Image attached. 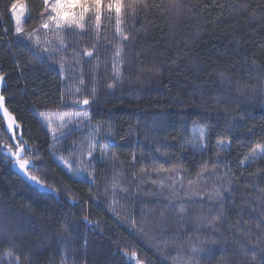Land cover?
Wrapping results in <instances>:
<instances>
[{"label": "trees", "instance_id": "16d2710c", "mask_svg": "<svg viewBox=\"0 0 264 264\" xmlns=\"http://www.w3.org/2000/svg\"><path fill=\"white\" fill-rule=\"evenodd\" d=\"M12 2L0 0V72L8 74L3 93L9 112L19 124V132L10 139L12 134L0 115V227L12 234L11 242L7 235L0 239V264H10L6 254L9 248L14 253L11 264H15L16 256L23 264H61L64 259L67 264H134L130 257L122 255L125 251H135L145 264H162V261L173 264L170 257L177 254L180 245L183 246L180 254L185 259L192 257L193 264H264V253L256 244L260 234L254 224L248 234L251 243L246 252L234 250L235 245L223 252L216 247L191 252L190 245L200 247L201 239L214 238L210 228L197 223L196 217L208 215V209L216 201H208L206 197L204 200L199 197L182 199L188 210L183 221L177 214L175 200L171 207H163L173 191L178 190L179 196L183 197L189 187L188 181L197 180L202 162L208 164V170L199 183L192 185L202 193L216 182L211 169L214 163L223 175L228 170L223 167V161L228 162L230 176L238 178L234 180V186L240 190H243L249 173L264 170V162L252 164L249 155L257 143H264V72L253 67V62L264 67V8L257 7L264 4V0H183L185 8L179 16L162 15L158 10H152L126 19L122 27L128 32L131 43L125 45V51L133 67L126 72L128 78L124 87L114 90L106 87L112 79L110 61L114 51L108 42L113 45L117 42L114 19L110 23L106 15L102 16L98 40L91 29L84 35L78 31L65 32V42L70 45L68 49L41 63L23 53L15 43L14 22L8 11ZM41 2L22 0L27 6L26 31L40 23L37 13L41 10ZM38 34L43 42L45 33L41 30ZM47 35L51 37L50 33ZM96 44L101 61L99 69L94 72L96 59L89 60L83 55L76 57L82 67L72 63L73 52L82 53ZM61 56L68 58L64 78L58 65L52 63ZM17 60L19 67L24 69L23 74L17 70ZM105 60L109 62L107 68L104 67ZM68 64L72 67L68 68ZM137 65L142 68L156 66L160 75L152 77L145 73L138 81ZM221 73L232 83L222 81ZM93 76L97 81L95 85ZM81 78L84 80L82 87L78 83ZM237 78L251 88L240 93ZM93 86L99 99L82 108L75 106L76 97L93 99ZM77 87L81 88L79 93L75 91ZM217 98L221 101L226 98L227 103H216ZM225 108L234 110L233 115H242L245 123L232 128L231 117L224 115ZM76 111L89 113L87 125L105 122L97 139L106 144L108 156L117 157L123 162L122 166L114 170L97 152L88 168L91 176L85 173L82 179L70 178L71 174L57 157L62 156L75 169L82 148L87 163V147L93 129L72 123L71 127L62 130L67 135L57 143L39 113ZM253 125L256 126L254 134L247 131ZM153 127L157 130L150 131ZM198 127L206 130L207 151L203 156L188 147ZM108 132L111 133V144L103 138ZM15 139L27 141L32 146L23 155L35 165L30 166V171L35 175H41L38 169L47 172L50 178L46 182L59 189V196L42 191L35 193L24 175L15 168L14 159L4 147L11 145L14 150ZM229 140L228 151L217 146V141L229 144ZM157 147L159 152H156ZM165 151L168 156L162 155ZM217 153L220 163H217ZM133 154L136 155L134 165L131 164ZM246 158L247 162L242 164ZM160 165L165 168L175 165L178 171L158 176L153 169ZM141 167L147 174L140 173ZM117 172L120 175H116ZM114 176L120 181L115 194L111 190ZM166 176L176 179L177 189L169 188L171 180L165 179ZM92 177L95 178L94 185ZM159 179H165L163 188L152 183ZM251 179L249 177L247 182ZM120 189H127V194ZM69 195L78 203L73 205L67 198ZM225 195V208H230L232 197ZM233 195L239 203L241 191ZM112 199L118 202V216L107 210ZM202 204L205 205L203 210ZM84 216L99 221V227L87 225L82 219ZM229 216L230 221L221 226L226 237L229 223L235 224L237 220L234 211H230ZM132 219L138 227L142 221L150 225L146 229L147 235L131 227ZM150 230H155L158 237L148 235ZM61 236L65 240H61ZM163 242H167L166 248ZM64 243H67L66 248L61 247Z\"/></svg>", "mask_w": 264, "mask_h": 264}, {"label": "snow or ice", "instance_id": "6c2138e0", "mask_svg": "<svg viewBox=\"0 0 264 264\" xmlns=\"http://www.w3.org/2000/svg\"><path fill=\"white\" fill-rule=\"evenodd\" d=\"M257 7L264 8V4H258ZM185 8L183 0H42L40 11L37 13V19L40 23L33 27L32 30L26 31L24 27V21L26 19V4L22 3V0H13L9 7V14L13 19V28L14 33L16 34V41L23 53L27 55L33 56L37 61L43 63L47 59L52 56L57 55L62 51H66L70 45L66 44V38L63 35L65 32H79L84 35L87 34V30L91 29L95 33V38L98 40L101 34V18L102 16H107L109 22L111 23L114 19V30L117 34V42L113 45L111 42H108V46L112 47L114 51L111 55V69H112V79L111 83H108L106 87L110 90H114L116 88H123L125 84V80L128 78L126 72L132 70V65L129 63V55L125 51V45L127 43H131L129 39V34L124 30L122 25H124L126 19L135 18L139 13L147 14L152 10H158L162 15H177L179 16ZM41 30L45 33V39L42 42L41 37L38 34ZM48 33H51V37H48ZM28 43L25 44L24 42ZM11 47V44L9 45ZM71 47L75 48V44H72ZM99 45H93L92 49H84L82 53L73 52L72 53V63L76 65H81V61L76 59L78 55H83L85 58L91 60L96 59V64L93 66L94 72L96 69H99L101 61L99 57V53L97 51ZM68 58L61 56L59 60H54L52 63L58 65V71L63 77V73L65 72V66ZM17 70L23 74L24 69L19 67L20 61H16ZM34 66V65H32ZM109 66V62L107 60L104 61V67L107 68ZM72 64H68V68H71ZM82 67V65H81ZM138 71L136 75V79L139 81L141 76L145 73L148 75L155 77L160 75V69L156 66L149 68H142L139 65L136 66ZM253 67L257 68L258 71L264 72V67H259L253 62ZM8 74L5 72H0V85L5 82V78ZM81 77L83 73H80ZM221 80L227 82L229 84L232 83L230 79L224 76V74H220ZM79 85L84 86V80L81 78L79 80ZM93 85L97 83L95 76L92 79ZM236 84L238 86V91L243 93L246 89L251 88L248 84H241L239 78L236 80ZM254 90V89H253ZM76 93L81 91L80 87L75 89ZM93 99L84 98L82 100L75 101V106H88L93 103L95 100L99 99L96 96V87L93 86L91 89ZM224 96L227 97V92L224 93ZM6 96L3 91H0V112H2L3 118L6 119V127L7 130L12 133L10 139H14L19 132L18 122L15 120L12 113L9 112L8 107L6 106ZM227 103V99L221 101L219 98L216 99V103ZM232 109L225 108L224 115L226 118L231 117L232 123L231 127L235 128L239 124L245 123V118L241 116L233 115ZM52 113L48 112H40L39 116L43 117L45 121L48 122V126L51 130L52 139L59 142L61 137L67 135L65 132L60 131L58 133L56 128H52ZM64 116H68L70 119L65 122ZM60 121V128H66L68 123L72 122V119H83L90 120L89 113L87 111L83 112H75V113H64L63 115L58 116ZM105 122H101V124L91 125L90 123L86 125L90 129H93L91 132V139L88 142L87 147V163L83 159V149L81 148V159L78 162V167L73 169L72 165L68 163L62 156H58L57 159L60 160L68 170V173L71 174L70 178L74 177L76 179H82L85 173H88L91 176V173L88 172V168L92 164V160L94 159V153L99 152V156L101 160H105L106 162L112 165V168L116 170L119 166H122L123 162L119 161L117 157L112 156L109 157L106 150V144L101 143L97 137L100 136V127ZM256 126L253 125L247 128L249 133H253V129ZM157 129L153 127L150 131H156ZM254 134V133H253ZM22 135V133H21ZM104 140L107 144L112 143L111 133L104 134ZM123 139V137H122ZM175 139V138H174ZM206 140V130L203 127H198L193 133V142L188 145V147L193 148L195 151L199 152L201 156H203L204 152L207 151ZM217 146L222 151H228L230 148V140L229 144H225L223 141H217ZM7 149L8 154L15 158V164L18 168L23 172L24 177L26 178V182H28L29 186L33 188V191L37 194H40L41 191L43 193H56L59 196V189H56L52 186V184L47 183L46 181L50 178L47 172L41 171V175H35L30 171V166L35 167L32 164V160L30 158H22L24 154L31 150V145L27 143V141H21L20 139H15V148L11 145H4ZM75 148V145H73ZM184 145H181V149L183 150ZM159 147L156 148V152H159ZM53 152L55 149L53 148ZM164 156H168V152L165 151L162 153ZM250 160L252 164H255L257 161L264 162V143H257L254 147L251 148L250 152ZM143 151L141 153V159H143ZM155 161V156L152 157ZM248 158L241 163L247 162ZM136 162V155H132L131 164L134 165ZM217 163L219 161V153H217ZM208 164L202 162L200 172L196 174L197 180H189L188 181V189L184 191L183 197L179 196V191H173L172 197L169 199L168 203L163 205V207H171L172 201L175 200L178 204V208L176 209L179 219L181 221L184 220V215L188 211L185 207V204L181 202L182 199L186 197H199L201 200H204L205 197L208 201H216L217 203L213 204L208 209V215H200L196 217V221L199 224H204L210 228V230L214 233V238L212 239H201L199 241L200 247L195 245H190L192 253H199L205 251L206 248L216 247L221 252H223L230 245H235L236 251L246 252L249 249V245L251 240L248 236L249 233L252 232L251 225H255L256 231L260 234L257 237L256 244L259 246V251L264 253V170L257 169L255 172H251L248 176L245 177L246 184L243 190L237 189L234 186V180L238 178H234L230 176V168L228 162L223 161V167L228 169L220 174L217 168V164L214 163L211 165V169L213 174L216 176V182H214L213 186L210 190L202 193L201 191L192 188L194 183H199L200 178L204 173L208 170ZM153 171L159 176L166 173H172L174 171H178L175 165L169 168H165L163 165L156 167ZM140 173H146L147 170L144 167L140 168ZM116 175H120L119 172ZM150 175V174H149ZM243 175V173H242ZM44 178H41V177ZM249 177H252L250 182H247ZM165 179L171 180V184L169 185L170 189H177V181L173 179L171 176H166ZM165 179L153 180V184H159L161 188L165 186ZM183 178H181L182 180ZM92 184H95V178L92 177ZM179 187L182 189L183 184L181 183ZM120 188V181L113 177L111 182V190L113 194L116 193L117 189ZM125 194H127V189H120ZM107 193V189L105 190ZM139 191V189H137ZM241 191V196L239 199V203L236 202V197L233 195L234 192ZM231 196L232 199L230 201V208H225V201L227 199L225 194ZM68 200L75 205L78 203L74 197L69 195ZM195 202V201H193ZM117 201L112 199L111 202L107 205V210L111 211L114 215H119L117 212ZM205 205H201V209ZM234 211L237 217L236 223H229L227 231V237L225 236V230H222V225L228 223L230 221L229 212ZM161 216H163V211H161ZM247 216L248 219L245 220L244 217ZM83 221L87 225H91L93 228L99 227V221H92L88 218V216H84ZM121 220H124V217H120ZM242 221V223H241ZM131 227L136 229L137 231L144 233L147 235L146 229L150 227V225L144 223L143 221L140 223L139 227L137 226V222L135 219L131 220ZM199 229H197L198 231ZM67 232V229H65ZM5 235H7L9 242L12 241V234L6 233V231L0 227V239H2ZM231 238V240L228 239ZM175 239V237H173ZM61 240H65V237L61 236ZM164 247H167V242H163ZM62 248L67 247V243L61 245ZM179 251H177L176 255L170 257L173 261V264H193V258L188 257L184 258L180 253L183 250V246H178ZM85 255L87 254V240H85ZM7 256L13 258L14 253L11 248L7 251ZM122 255L128 256L130 258L135 257V264H145V260L139 259L137 253L135 251L128 253L127 251L123 252ZM15 264H23L18 256L15 258ZM255 259V257H253ZM61 264H67V260H61ZM150 264V262H149ZM163 264V261H162Z\"/></svg>", "mask_w": 264, "mask_h": 264}, {"label": "rangeland", "instance_id": "374dc122", "mask_svg": "<svg viewBox=\"0 0 264 264\" xmlns=\"http://www.w3.org/2000/svg\"><path fill=\"white\" fill-rule=\"evenodd\" d=\"M26 15H27V11H26ZM50 35H51V33H50ZM41 37V36H40ZM69 71H71V70H69ZM69 73V72H68ZM76 78V77H75ZM76 81H78L77 80V78H76ZM76 100H80V99H78L77 97L75 98ZM82 107H84V106H79V108H82ZM76 112H81V111H76ZM49 113H52L53 115H52V117H51V119H52V124H51V127L52 128H56L57 129V131H58V133L60 132V131H62V130H64V128L63 129H61L60 128V121H59V119H58V116H60V115H63L62 113H58V112H49ZM72 113H75V112H72ZM43 119V118H42ZM70 118L68 117V116H64V121L65 122H67L68 120H69ZM43 121H44V123H45V125H46V127L50 130V128H49V126H48V122L47 121H45L44 119H43ZM72 123H76L78 126L77 127H83V128H85L86 127V125H87V123H88V121L87 120H83V119H72V122L71 123H68L67 124V127L66 128H68V127H71V125H72ZM65 128V129H66ZM6 129H7V127H6ZM8 131V130H7ZM51 131V130H50ZM9 133H11L10 131H8ZM12 134V133H11ZM13 159H14V165H15V168L23 175V172L18 168V166L15 164V158L14 157H12ZM22 158H23V156H22ZM147 224V223H146ZM150 228V227H149ZM149 234L148 235H151V236H153L154 237V235L156 236V237H158L156 234V231L155 230H150L149 232H148ZM132 260H133V262H134V264H135V260H136V258L135 257H132L131 258Z\"/></svg>", "mask_w": 264, "mask_h": 264}, {"label": "water", "instance_id": "95a60500", "mask_svg": "<svg viewBox=\"0 0 264 264\" xmlns=\"http://www.w3.org/2000/svg\"><path fill=\"white\" fill-rule=\"evenodd\" d=\"M4 87H5V82L2 85H0V91H3ZM0 115L3 117L2 112H0ZM4 120H5V123H6V119L5 118H4ZM15 120H16V118H15ZM18 127H19V124H18Z\"/></svg>", "mask_w": 264, "mask_h": 264}]
</instances>
